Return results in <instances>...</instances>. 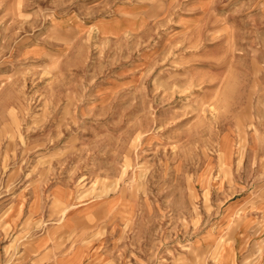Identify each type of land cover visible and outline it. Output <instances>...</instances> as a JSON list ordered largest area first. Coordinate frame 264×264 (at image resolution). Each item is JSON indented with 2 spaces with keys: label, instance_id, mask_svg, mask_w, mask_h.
<instances>
[{
  "label": "rangeland",
  "instance_id": "obj_1",
  "mask_svg": "<svg viewBox=\"0 0 264 264\" xmlns=\"http://www.w3.org/2000/svg\"><path fill=\"white\" fill-rule=\"evenodd\" d=\"M0 264H264V0H0Z\"/></svg>",
  "mask_w": 264,
  "mask_h": 264
},
{
  "label": "crops",
  "instance_id": "obj_2",
  "mask_svg": "<svg viewBox=\"0 0 264 264\" xmlns=\"http://www.w3.org/2000/svg\"><path fill=\"white\" fill-rule=\"evenodd\" d=\"M68 211H70V210H68V209H67V210H65V212H64V213H65V214H67V213H68Z\"/></svg>",
  "mask_w": 264,
  "mask_h": 264
}]
</instances>
